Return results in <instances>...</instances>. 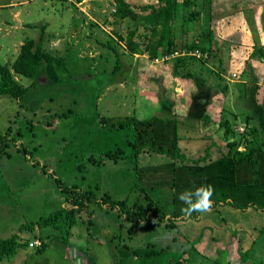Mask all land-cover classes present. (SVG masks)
<instances>
[{
	"label": "rangeland",
	"instance_id": "1",
	"mask_svg": "<svg viewBox=\"0 0 264 264\" xmlns=\"http://www.w3.org/2000/svg\"><path fill=\"white\" fill-rule=\"evenodd\" d=\"M124 1L129 3L128 7L117 0H0L1 62L10 61L26 38L36 39L43 25L45 49L63 55L71 69L70 76L56 84H44L34 78L37 86L31 84V78L14 73L22 86L30 88L22 101V104L30 101L29 109L18 98L0 96V133L10 131L27 145L30 153L10 145V155L0 159V240L18 233L20 242H24L10 259L0 257V264L35 261L76 264L73 250L79 264H214L213 255L226 264H264V210L251 207L239 214L238 209L234 210L235 214L225 213L226 217L218 220L223 229L217 230L213 237L208 235L204 241L198 233L199 224L187 220L179 224L181 231L171 226L168 219L173 218L175 210L168 218L158 219V207L164 210L157 202L156 215H149L148 219L138 216L139 224L132 227L123 213L134 201L148 205L145 193L153 199L150 189H146L148 184H141L147 178L142 177L143 171L139 172L142 168L139 155L134 158L133 143L139 148L138 154L143 151L148 159L158 157L154 155L150 126L155 120L174 122L187 115V108L194 110L195 103L185 100L189 88L198 97L206 95L209 105L223 102L222 95L213 93L211 86L212 89H207L200 84V78L173 77L171 60L179 53L190 54L208 61L216 69L221 67L222 60H232L236 51L239 62L229 63L228 71L240 65V75L247 81L245 63L251 53L249 47H260L264 42V0H176L173 36L178 51L169 60L162 54L165 45H158L163 8L147 11L138 7L155 0ZM131 30L136 31L132 42L134 52L126 47L124 40ZM206 34L212 35V52L209 49L201 52L198 47L206 43ZM106 41L119 52L117 68L114 50L102 45ZM193 42L197 46L188 49V44ZM250 61L256 67L258 81L264 82L261 75L264 63L257 58ZM144 81L150 86H145ZM172 86V96L166 97L165 89ZM256 87L252 88L257 90ZM243 91L242 87L241 94ZM247 97L243 93L238 103L243 106ZM260 97L261 93H257V100ZM69 108L72 112L67 117L52 116L54 111ZM132 116L150 121L125 123ZM121 122L124 126H120ZM217 122L212 132H203L197 125L187 130L192 135L198 130V139L202 136L213 140L217 138L214 136L219 127ZM237 125L229 127L227 135L233 132V138L245 140L242 132L235 134ZM261 132L256 135L258 138ZM220 142L226 143L224 139ZM240 146L246 145L241 141L235 148ZM116 148L123 150L117 162L103 156L107 151L117 152ZM262 174L260 195L254 198L258 204L264 203V165H261ZM55 176L68 185L93 191V201L86 208L91 211L87 214L82 211L69 235L66 229L39 227L36 222L56 208L74 204L65 202L68 195L57 186ZM171 180L166 181V186L172 187ZM106 194L114 200L125 198L123 210L119 204H99ZM158 195L164 197L162 191ZM165 197L164 200H170L172 192ZM241 198L245 203V198ZM147 212L145 208L140 210V214ZM88 216L92 220L90 226ZM215 216H218L216 212H208L204 220H213ZM32 222L33 228L25 227ZM19 226L25 228L19 230ZM249 230L254 241L248 246L250 239L244 236ZM173 237L179 240L187 237L189 243L182 249ZM148 241L151 246H147ZM28 242H34V246L30 247ZM150 249L159 253L146 255Z\"/></svg>",
	"mask_w": 264,
	"mask_h": 264
},
{
	"label": "trees",
	"instance_id": "2",
	"mask_svg": "<svg viewBox=\"0 0 264 264\" xmlns=\"http://www.w3.org/2000/svg\"><path fill=\"white\" fill-rule=\"evenodd\" d=\"M119 1L123 6L128 7L129 3H127L124 0H117ZM138 7L142 10H150L154 11L153 9L161 7L163 8V21L161 23V30L158 37V45L163 46L164 50L162 52L163 57L169 60L170 55H173L174 53H177V43L174 39V26L173 21L176 18V0H155L154 3H147L143 5H138ZM30 27V26H29ZM40 30L43 33L44 32V26H40ZM135 30H131L126 37L125 45L126 47L134 52L135 47L133 46V36L135 34ZM40 33L39 36L34 38H26L23 43L21 44L17 54L10 60L6 62L0 61V96H8L11 98H18L20 99L21 105L29 109V102L25 101V103L22 104L23 99H25L26 92L30 90L28 87L22 86L16 76H14V73L17 75H21L27 78H31L32 85H35L34 78H37L40 82L46 84H56L58 83L63 77L70 76V68H68L67 63L65 62V58L63 55H57L56 53L48 52L44 47V34ZM206 43L201 44L198 46L202 51H205L207 49L211 50V34H206L205 36ZM120 39H123L122 36L119 35ZM102 45L112 48L116 55V67L119 64V52L118 50L111 45L108 41L103 42ZM197 45L195 42L188 44V49L196 47ZM249 59L246 61V69L249 73V78L247 81H245L243 85L244 89V96H246L247 91L249 87L256 83L257 76L255 74V68L253 64L251 63L252 58H257L260 62L264 63V44H262L260 47H253ZM175 56V55H174ZM172 62V69L171 74L173 77H180L182 79H199L201 80L202 85L211 86L212 88H215L216 90H221L223 92V89L221 88V75L219 74V71L217 69L212 68V65H209L208 61L200 60V58H196L193 55L185 54L181 55L179 53L178 56L174 57V59L171 60ZM141 68V66H139ZM145 86H150V84L147 81H144ZM37 86V85H35ZM173 87H168L165 89L166 91V97H171L173 91ZM164 91V92H165ZM208 106V105H207ZM72 112V109H65V110H57L52 113V116L55 118H61L62 116H69ZM203 121H217L216 116H211V114L206 110V112L201 116ZM149 119L143 118V117H136L132 116L125 120V123H140L144 124L149 122ZM223 121H218L220 128L224 127ZM30 124H28L29 126ZM120 126H124V122L120 123ZM244 134H246L245 140H241L242 144L246 145L244 146V149H237L235 148L237 145L241 144L240 138L232 139L230 134L227 136V128L224 130L223 139L226 141V144L228 146V152L223 154L224 157H232V159L237 163H242L244 161H247L251 164L253 168L254 177L257 176V166H258V160L255 157L257 153H264V132H261L260 138H258L256 135L260 132V129L256 126H252L250 130H243ZM20 133V131H18ZM233 133V132H232ZM243 134V133H242ZM241 134V135H242ZM18 137L14 136L10 131L0 133V159L2 156L10 155V151L8 147L10 145L16 146L17 148L21 147V150L25 154H30L29 149L27 148V145L23 144L20 140L17 139ZM258 142L257 144V141ZM133 148L135 150L134 152V158L137 159V155L139 153V148L135 143H133ZM118 149V148H116ZM209 148L207 147L205 150V155L202 157H199L197 159H193V163H198L199 161H204L206 158L209 157L208 153ZM159 153H168V149H166L164 146L159 147V149L156 150ZM123 154L122 149H118L117 152L112 153L111 151H107L103 154L104 157H107L115 162H117L121 155ZM172 158L179 159L182 163H187L189 160L185 157L183 153L180 152V149L176 144L172 147ZM100 162V161H98ZM46 171V170H45ZM53 180L57 184V186L68 196H65V202H73L74 204L71 206H62L59 208H56L55 210L50 211L45 216H40L37 219V226L44 227V226H53L57 230L64 231L66 229V232H68V235L70 234L73 226L77 223L79 218H81L82 211H85L86 214L89 213L91 210L86 209L88 204L93 201L92 194L93 191H84L82 189H79L75 184L68 185L62 181L59 177H54ZM145 198H147L148 205L139 204V201H134L132 205H129L127 209L123 211L125 214L126 220L132 222L130 227L138 225L139 222L137 220L138 216L145 217L148 219L149 215H156V212L154 210V207L157 205L156 202L153 201L146 193L144 195ZM106 202H109V206H116V204H119L120 210H123V205L126 204V199L123 198L121 200H114L109 195H105L104 198L100 199L99 204L104 205ZM232 205L235 208L239 210H245L248 207H253L257 210H263L264 209V203L259 204H246V205H238L234 200H228L223 201L222 203H219L218 201H212L211 208H215L220 205ZM70 205V204H69ZM147 209V213L140 214V210ZM160 213H157L158 219H164L168 218L167 213L162 211L159 207ZM122 212V211H121ZM199 212H193L191 215H178L174 214L173 218H169L168 222L171 223V226L175 227V220H186L188 218L196 219L198 217ZM90 215V214H89ZM83 217V215H82ZM92 224L91 216L87 218V225L90 226ZM168 224V223H167ZM34 222L27 224L25 227L27 228H33ZM24 226H19V230H22L25 228ZM176 239L177 237H173ZM64 242L66 240H63ZM177 244L180 248H184L189 243V240L187 237H184L183 239L179 240L176 239ZM183 241V243H182ZM27 242V241H26ZM24 242H20L18 233H13L11 236H8L6 238H3L0 240V257L5 256L6 258H11L14 256L18 251L21 244ZM29 243V242H28ZM27 243V244H28ZM151 241L147 242V246H149ZM127 245V244H126ZM125 245V246H126ZM154 245V244H153ZM151 246V245H150ZM148 256H153L158 254V251H155L153 249H150L146 252ZM214 264H226V261L223 259H220L218 256L213 255ZM32 264H46L45 262L41 261H35L32 262ZM236 264H241V262H237Z\"/></svg>",
	"mask_w": 264,
	"mask_h": 264
},
{
	"label": "crops",
	"instance_id": "3",
	"mask_svg": "<svg viewBox=\"0 0 264 264\" xmlns=\"http://www.w3.org/2000/svg\"><path fill=\"white\" fill-rule=\"evenodd\" d=\"M261 44H264V42L262 41ZM249 50L252 51V48L249 47ZM235 52L236 51H234L235 55H232V60L229 61L228 59L224 62L222 60L221 67L219 68V66H217L216 68L222 78L220 84L223 92L221 90H216L215 88H213L214 90H212V92L217 94V96H220L219 94L222 95V104L216 103L209 105L210 103L205 100L206 95L198 97L192 93V88H189V96L185 98L184 95V98L186 101L189 100V104L195 103L194 105L196 107H194V110L187 108V115L185 113L183 118H179L174 122L168 121L167 123H161L160 121L155 120L150 126L151 129H153L152 135L154 137V144L152 147L154 148L153 151L156 152L154 155H157L158 157L148 159L146 156L147 154H145L143 151L138 154L139 165H141L142 168V170H139V172L142 173L143 171L142 174L144 176L142 175V177L147 178V180H144V182H141V184H148L146 185V189H150L152 198L167 213V217H169L168 214L173 210H175V214L185 215L181 209L182 207H186V205H184L179 199L180 193L184 192L185 190H194L201 185L212 186L214 189L213 195L211 197L212 201L214 200L222 203L223 201L234 200L238 205L241 206L250 203L258 204L254 202V198H256V195H260L261 181L263 176V174L261 175V165H264V153H257L255 155L258 160V166L257 176L254 177L253 168L250 163L247 161L237 163L232 159V157L223 156V154L228 152L229 148L226 143L221 145L220 142V140L224 138L223 128H227L228 131L229 127H233V125L236 123H238L237 127H239L238 131L235 133L236 135L240 134V132L243 130H250L252 126L259 127V129L264 132V82L258 81L259 78L256 74V83L258 84L254 83L249 87L246 94L248 96L247 102H245L243 106L238 103L239 100L237 99L240 98V96H242L244 93L243 92L241 94L240 92L243 87L242 84L246 80L244 79L243 75H240L242 74L240 71V65L238 66V69H235L234 71H228L227 66L229 63L239 62L237 61L238 55ZM212 64L214 65L215 63L212 62ZM241 64H244V61ZM254 68L256 69L255 66ZM261 75H263L264 78V73ZM260 78H262V76ZM260 85L262 87H259ZM254 86H257V90L252 88ZM204 87L207 89H212L207 85ZM257 93H261V97L258 100L256 98ZM199 104H201V106H197ZM206 110L211 113V116H216L217 121L223 122L226 120L222 129L220 126L218 127L216 133L214 134V136H217V138L213 140H210L209 138L206 140L202 138V136H200L198 139V137H196L198 130H196L193 135L189 130H187L189 126L193 125L195 127L197 125L203 132H209L210 130L212 132L211 128L216 122L201 120V116L206 112ZM242 127L243 130H241ZM242 133L244 134V132ZM244 135L246 136V134ZM173 144H176L180 149V152L183 153L189 160L186 164L182 163L177 158L171 157V149ZM208 145H210L208 150L209 157L204 161H199L197 164H194L192 160L204 156L205 152H203V149H206ZM161 146H164L169 150L167 154L159 152V155L157 154L156 150ZM239 149H244V146H240ZM184 174L185 180L182 181V175ZM169 179H172V187H170V185L166 186V181ZM160 191H162L164 195L163 198L158 195ZM168 192H172V198H170V200H164ZM241 197L245 198L243 200L245 203L240 201L242 199ZM248 208L250 209L251 207ZM235 209L237 208L232 205L224 204L215 208H210V210L207 212H199L196 219L188 218L186 220H175L173 222H175V228L178 230H180L179 224L187 220L191 221L192 223L199 224L200 230L198 233L201 234L200 237L203 238L204 241L208 235L213 237V235L215 236L217 234V230L223 229V224L218 222V220L220 217L225 216V213L232 212L235 214ZM245 210L238 209L237 212L239 214ZM211 211L216 212L218 216H215L216 218L213 220L205 221L204 217L206 214L208 215V212ZM204 222H208V225H204ZM209 224L212 225L209 226ZM203 231L205 232L203 233ZM182 232L184 231L182 230ZM244 237L250 239L248 246L253 243L254 236L252 235L251 231L249 234H245Z\"/></svg>",
	"mask_w": 264,
	"mask_h": 264
},
{
	"label": "clouds",
	"instance_id": "4",
	"mask_svg": "<svg viewBox=\"0 0 264 264\" xmlns=\"http://www.w3.org/2000/svg\"><path fill=\"white\" fill-rule=\"evenodd\" d=\"M213 192L214 189L210 185H201L194 190H185L179 195V199L186 205V207H182L181 211L185 215H191L192 212L209 211L212 206Z\"/></svg>",
	"mask_w": 264,
	"mask_h": 264
},
{
	"label": "water",
	"instance_id": "5",
	"mask_svg": "<svg viewBox=\"0 0 264 264\" xmlns=\"http://www.w3.org/2000/svg\"><path fill=\"white\" fill-rule=\"evenodd\" d=\"M72 259L75 260L76 264H79V258L75 255V250L72 252Z\"/></svg>",
	"mask_w": 264,
	"mask_h": 264
},
{
	"label": "built area",
	"instance_id": "6",
	"mask_svg": "<svg viewBox=\"0 0 264 264\" xmlns=\"http://www.w3.org/2000/svg\"><path fill=\"white\" fill-rule=\"evenodd\" d=\"M241 130H243V129H241ZM28 244H29L30 247L34 246V242H29Z\"/></svg>",
	"mask_w": 264,
	"mask_h": 264
}]
</instances>
